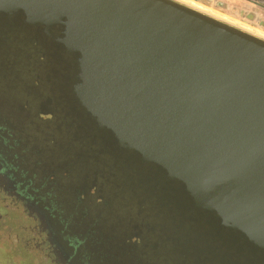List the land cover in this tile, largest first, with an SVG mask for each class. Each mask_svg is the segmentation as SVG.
I'll use <instances>...</instances> for the list:
<instances>
[{"label": "water", "instance_id": "95a60500", "mask_svg": "<svg viewBox=\"0 0 264 264\" xmlns=\"http://www.w3.org/2000/svg\"><path fill=\"white\" fill-rule=\"evenodd\" d=\"M0 103L148 264H264L263 38L176 0H0Z\"/></svg>", "mask_w": 264, "mask_h": 264}, {"label": "flooded vegetation", "instance_id": "af4514ba", "mask_svg": "<svg viewBox=\"0 0 264 264\" xmlns=\"http://www.w3.org/2000/svg\"><path fill=\"white\" fill-rule=\"evenodd\" d=\"M21 110L0 103V193L36 224L45 250L40 264H148L144 250L121 245L101 229L87 187L74 182L68 162L40 149Z\"/></svg>", "mask_w": 264, "mask_h": 264}, {"label": "rangeland", "instance_id": "374dc122", "mask_svg": "<svg viewBox=\"0 0 264 264\" xmlns=\"http://www.w3.org/2000/svg\"><path fill=\"white\" fill-rule=\"evenodd\" d=\"M192 1L211 11L203 13L264 39V10L256 1ZM3 198L0 193V264H40L45 250H42L36 224L26 216L21 206Z\"/></svg>", "mask_w": 264, "mask_h": 264}, {"label": "bare ground", "instance_id": "6f19581e", "mask_svg": "<svg viewBox=\"0 0 264 264\" xmlns=\"http://www.w3.org/2000/svg\"><path fill=\"white\" fill-rule=\"evenodd\" d=\"M176 1H179L182 4H185V5L190 6L192 8H195V9H198V10H201V11H205V12L211 13V11L209 9H207L206 7H203V6L199 5V4H197L196 2H194L192 0H176ZM246 29H248V28H246ZM255 33L260 34L257 31ZM260 35H262V34H260Z\"/></svg>", "mask_w": 264, "mask_h": 264}, {"label": "crops", "instance_id": "0c3cea01", "mask_svg": "<svg viewBox=\"0 0 264 264\" xmlns=\"http://www.w3.org/2000/svg\"><path fill=\"white\" fill-rule=\"evenodd\" d=\"M252 1H256L257 3H259L258 4L260 6L259 8L264 10V0H252Z\"/></svg>", "mask_w": 264, "mask_h": 264}]
</instances>
